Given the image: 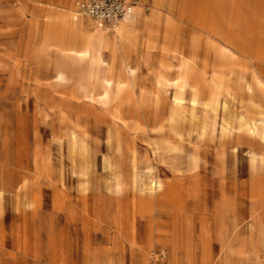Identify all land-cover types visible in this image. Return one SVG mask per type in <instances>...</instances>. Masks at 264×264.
<instances>
[{
	"label": "rangeland",
	"instance_id": "1",
	"mask_svg": "<svg viewBox=\"0 0 264 264\" xmlns=\"http://www.w3.org/2000/svg\"><path fill=\"white\" fill-rule=\"evenodd\" d=\"M82 2L0 0V264H264V0Z\"/></svg>",
	"mask_w": 264,
	"mask_h": 264
},
{
	"label": "built area",
	"instance_id": "2",
	"mask_svg": "<svg viewBox=\"0 0 264 264\" xmlns=\"http://www.w3.org/2000/svg\"><path fill=\"white\" fill-rule=\"evenodd\" d=\"M136 7L137 0H83L78 7L77 15L99 27L113 30L118 24L130 20ZM144 11H147V7ZM163 258L162 252L153 251L149 264H162Z\"/></svg>",
	"mask_w": 264,
	"mask_h": 264
},
{
	"label": "bare ground",
	"instance_id": "3",
	"mask_svg": "<svg viewBox=\"0 0 264 264\" xmlns=\"http://www.w3.org/2000/svg\"><path fill=\"white\" fill-rule=\"evenodd\" d=\"M136 8H138V7H136ZM99 41H100V47L101 48L111 49L114 52L116 50V48H117L116 47V43L120 41V38L116 39L114 37V38L111 39V38H104V37H102V38L99 39ZM77 54L79 56L80 55L88 56V55H90V49L88 48V46H86L83 51L78 52ZM111 84H112V81L111 80H106L105 81V86L106 87L107 86H110Z\"/></svg>",
	"mask_w": 264,
	"mask_h": 264
},
{
	"label": "crops",
	"instance_id": "4",
	"mask_svg": "<svg viewBox=\"0 0 264 264\" xmlns=\"http://www.w3.org/2000/svg\"><path fill=\"white\" fill-rule=\"evenodd\" d=\"M134 15V14H133ZM133 17V16H132ZM152 238V237H151ZM157 240H161V239H157Z\"/></svg>",
	"mask_w": 264,
	"mask_h": 264
}]
</instances>
